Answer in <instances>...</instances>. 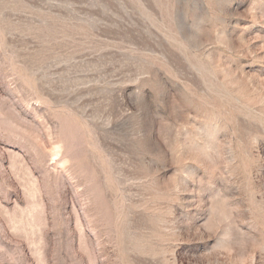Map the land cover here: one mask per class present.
Returning <instances> with one entry per match:
<instances>
[{"label": "rangeland", "instance_id": "rangeland-1", "mask_svg": "<svg viewBox=\"0 0 264 264\" xmlns=\"http://www.w3.org/2000/svg\"><path fill=\"white\" fill-rule=\"evenodd\" d=\"M0 264H264V0H0Z\"/></svg>", "mask_w": 264, "mask_h": 264}]
</instances>
